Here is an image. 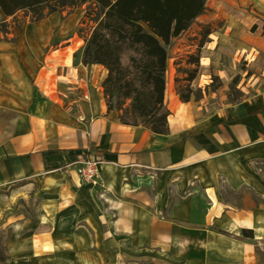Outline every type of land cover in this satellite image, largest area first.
<instances>
[{
    "label": "crops",
    "instance_id": "0c3cea01",
    "mask_svg": "<svg viewBox=\"0 0 264 264\" xmlns=\"http://www.w3.org/2000/svg\"><path fill=\"white\" fill-rule=\"evenodd\" d=\"M222 1L207 0L194 23L208 24L214 8L227 49L235 31ZM59 16L0 37V192L43 180L45 191L70 199L51 235L41 222L46 235L13 244V255L57 264H264V81L234 104L182 103L167 59V133L126 127L107 111L106 70L81 63L76 20ZM262 34L260 63L251 66L264 73ZM84 157L102 160L95 188L67 168ZM231 242L238 253L220 251Z\"/></svg>",
    "mask_w": 264,
    "mask_h": 264
},
{
    "label": "trees",
    "instance_id": "16d2710c",
    "mask_svg": "<svg viewBox=\"0 0 264 264\" xmlns=\"http://www.w3.org/2000/svg\"><path fill=\"white\" fill-rule=\"evenodd\" d=\"M206 2L0 0V13L4 20L21 15L23 22L36 23L51 14L87 6L79 30L84 43L81 63L106 70L102 91L107 111L117 113L123 126L142 127L152 134L165 135L169 117L164 103L167 49L172 40L206 13ZM84 27H88L86 36ZM114 93L118 95L115 108ZM179 99L188 102V97ZM126 101L129 105L123 108Z\"/></svg>",
    "mask_w": 264,
    "mask_h": 264
},
{
    "label": "rangeland",
    "instance_id": "374dc122",
    "mask_svg": "<svg viewBox=\"0 0 264 264\" xmlns=\"http://www.w3.org/2000/svg\"><path fill=\"white\" fill-rule=\"evenodd\" d=\"M219 1L211 0L210 5L215 7ZM222 3L224 13L237 17V21L227 17L228 28L235 31L234 42L227 49L221 47L227 45L229 39L225 38L227 37L225 33V37L219 33L225 20L218 15L214 17L216 15L214 8L206 14L207 18L212 19L208 24L194 23L185 34H181L185 35L183 38L177 42L172 40L169 48L172 49L179 44L180 52L172 56L169 48L167 49L169 68L174 72L173 88L178 98L188 97V101L192 99L194 102H204L206 107L210 105L217 107L222 99L228 104L237 103L244 98L245 90L251 87L260 88V80L264 81V73L256 71L251 66L260 63L256 55L262 49L260 39L263 36L264 10L259 8L258 4L261 3L264 8V0H223ZM254 3H258L256 8ZM86 8L87 6H83L59 13L60 18L71 17L76 20V35L81 39L79 30L82 29L81 22ZM22 22L21 15H17L8 23H4L0 17V37L8 34V30L19 29ZM87 29L88 27H84L83 36L88 34ZM246 43L251 49L244 46ZM244 51L248 54L242 55ZM117 97V93L112 95L113 108L116 107ZM128 105L129 102L126 101L122 107L126 108ZM69 212L68 195L61 190L45 191L43 180L22 184L11 191H1L0 264H57L54 258L39 261L30 256L27 260H19L9 254V248L22 241L31 243L40 230L44 229L41 222L46 224L43 227H46V231L51 235L55 231L56 221ZM46 231L42 230L41 234L46 235ZM26 236L30 237L24 239ZM80 264L87 262L83 261Z\"/></svg>",
    "mask_w": 264,
    "mask_h": 264
},
{
    "label": "built area",
    "instance_id": "2783aa9c",
    "mask_svg": "<svg viewBox=\"0 0 264 264\" xmlns=\"http://www.w3.org/2000/svg\"><path fill=\"white\" fill-rule=\"evenodd\" d=\"M101 166L102 160L84 157L76 159L67 168L73 170L81 185L95 188L99 184Z\"/></svg>",
    "mask_w": 264,
    "mask_h": 264
},
{
    "label": "bare ground",
    "instance_id": "6f19581e",
    "mask_svg": "<svg viewBox=\"0 0 264 264\" xmlns=\"http://www.w3.org/2000/svg\"><path fill=\"white\" fill-rule=\"evenodd\" d=\"M254 4H255V3H254ZM257 4H258V3H257ZM257 4H255V8L257 7ZM258 6H259V8H261V9L264 10V8H263V6H262L261 3L258 4ZM45 186H46V188H47L48 190L52 191V190H56V189H57V187H58V183H57L56 181H54V180L48 179V180L46 181V183H45ZM256 236H257V237L260 236L259 231L257 232V235H256ZM223 246H224V247L220 248V251H222L224 254H228V255L236 254V253H238L239 250H240V246L237 245V244H235V243H233V242H231V243H226V244H224ZM14 253H15V250H14L12 247H10V248H9V254H10V255H13Z\"/></svg>",
    "mask_w": 264,
    "mask_h": 264
}]
</instances>
